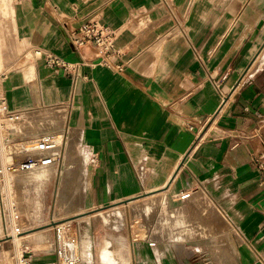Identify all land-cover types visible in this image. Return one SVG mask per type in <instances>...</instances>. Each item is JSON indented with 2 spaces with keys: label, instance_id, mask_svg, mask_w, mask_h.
Returning a JSON list of instances; mask_svg holds the SVG:
<instances>
[{
  "label": "crops",
  "instance_id": "obj_1",
  "mask_svg": "<svg viewBox=\"0 0 264 264\" xmlns=\"http://www.w3.org/2000/svg\"><path fill=\"white\" fill-rule=\"evenodd\" d=\"M93 13L116 31L123 72L73 46L70 31ZM36 49L79 64L77 76ZM0 68L9 109L53 111L54 130L81 135L91 208L166 185L174 205L196 197L145 236L132 229L125 254L105 239L96 259L87 240L80 264H264V0H0ZM33 264H56L54 252Z\"/></svg>",
  "mask_w": 264,
  "mask_h": 264
},
{
  "label": "rangeland",
  "instance_id": "obj_2",
  "mask_svg": "<svg viewBox=\"0 0 264 264\" xmlns=\"http://www.w3.org/2000/svg\"><path fill=\"white\" fill-rule=\"evenodd\" d=\"M50 113L46 117L31 118V116H26V119L15 126L16 132L37 134L54 130L56 124L61 125L63 120L55 118L53 111ZM80 145L82 146L81 135L71 128L67 137L64 138L61 165L41 170V172L43 170L49 172L48 179L40 180L38 178V174L41 173L39 170L4 177L0 185V243H6L3 247L0 245V256L5 257L2 264L5 262H7L6 264H22L25 250L34 254V257L38 253L54 252L58 244L57 231L54 230V226L76 219L65 226L67 227L66 231L80 238L85 254V242L92 239L94 258L96 259L99 257L101 243L105 239L111 240L113 248L121 250L125 254V247L120 242L124 240L125 244L129 243L132 229L136 236L143 237L146 235V227L157 220L163 222L168 220L169 222L170 214L174 213L173 209L180 210L179 207L198 208L194 200L196 194L193 195L195 198L193 197L194 199L185 205L172 204L171 197L168 195L167 200L159 199L151 210L144 208V198L130 200L129 204L128 202H118L103 208H91L88 205L87 197L90 160ZM62 171L66 172L64 181H61ZM162 189L166 190V188ZM152 193L154 192L144 194V197ZM163 200H166V203H163ZM4 210L8 214H20L21 234L15 235L10 229L7 231ZM96 211L100 214L94 215L93 213ZM85 214H89V216L81 217ZM199 218L196 216L195 220L197 221ZM115 219H118V223L125 225L119 227L109 225L116 223ZM226 220L223 216L213 215L214 224L220 225L223 229L227 228L228 221ZM50 226L51 228L44 231L45 239L42 242L33 237H23L25 239L16 237L25 236L32 231ZM226 234L229 237V233L226 232ZM225 237L223 235L222 239L224 240ZM28 255L24 254V256Z\"/></svg>",
  "mask_w": 264,
  "mask_h": 264
},
{
  "label": "built area",
  "instance_id": "obj_3",
  "mask_svg": "<svg viewBox=\"0 0 264 264\" xmlns=\"http://www.w3.org/2000/svg\"><path fill=\"white\" fill-rule=\"evenodd\" d=\"M116 31L107 25L98 14L89 15L80 25L70 31V39L77 50L92 46L97 53L98 63L116 72H123L125 65L114 62L113 59L120 55L116 45ZM35 54L43 57L46 63L63 72L77 76L79 64L71 63L53 53L36 49ZM25 57V53L23 54ZM10 68H0V185L5 176L22 172H34L48 167L61 165L64 132L49 130L42 133L16 132L15 126L26 119V112L9 109L6 98L2 95V85L7 79ZM222 96L225 94L220 91ZM259 168L264 173V162L260 161ZM264 186V177L261 181ZM191 191H184L178 195L180 200L190 198ZM6 229L15 235L22 233L21 217L18 213L8 214L4 210ZM58 244L54 250L56 264H80L86 261L87 255L83 252L80 238L69 234L67 227L55 225ZM155 245V242H151ZM29 254L24 256V254ZM22 264H33L34 254L25 250Z\"/></svg>",
  "mask_w": 264,
  "mask_h": 264
},
{
  "label": "bare ground",
  "instance_id": "obj_4",
  "mask_svg": "<svg viewBox=\"0 0 264 264\" xmlns=\"http://www.w3.org/2000/svg\"><path fill=\"white\" fill-rule=\"evenodd\" d=\"M65 128V127H64ZM64 130V129H63ZM71 130V128L69 129V126H68V130H67V132H65V135H64V137L66 138L67 137V134H68V132ZM45 169V168H44ZM40 172H41V170H39ZM35 172V171H34ZM66 172L65 171H62V179H61V181H64V178H65V174ZM33 174V173H32ZM60 174V173H59ZM50 177V175H49V172H47L46 170H43L41 173H39L38 174V178L40 179V180H45V179H48ZM26 178V177H25ZM9 179V178H8ZM25 180V179H24ZM23 180V181H24ZM9 181V180H8ZM157 181V180H156ZM161 182V181H160ZM165 182V181H164ZM161 191V193L160 194H158V195H156V196H146L143 200H144V208L145 209H147V210H151V208L153 207V205H155L156 203H157V201L159 200V199H161V198H164V199H166L167 200V192H168V188H166V190H164V189H162V190H160ZM193 195V194H192ZM144 197V196H143ZM63 200V199H62ZM166 200H163V203H166ZM166 207V206H165ZM100 214V212L99 213H96V214H94V215H99ZM87 215L88 214H85V215H83V216H81V217H87ZM81 217H79V218H81ZM78 218V219H79ZM77 220V219H76ZM76 220H70V221H67V222H65V223H63L62 225L63 226H67V224L68 223H70V222H73V221H76ZM116 223H118V219H115L114 220ZM49 228H51V226L50 227H47V228H45V229H41V230H37V231H32V232H30V233H28V234H26L25 236H16V237H18L19 239H25V238H23V237H26V238H31V237H33L35 240H37V241H40V242H42V240L43 239H45V233H44V231L46 230V229H49ZM113 253H114V251H113ZM113 255H116V254H113ZM120 256H121V254H120ZM114 257V256H113ZM118 257V256H117ZM116 258V257H115ZM121 258H123L122 260H123V262H125L126 261V259H124L125 257H121ZM117 259V258H116ZM119 259V258H118Z\"/></svg>",
  "mask_w": 264,
  "mask_h": 264
},
{
  "label": "water",
  "instance_id": "obj_5",
  "mask_svg": "<svg viewBox=\"0 0 264 264\" xmlns=\"http://www.w3.org/2000/svg\"><path fill=\"white\" fill-rule=\"evenodd\" d=\"M178 172V171H177ZM177 172L175 173V175L177 174ZM175 175H174V177H175ZM174 177H172V180H173V178ZM169 187V185H166V187L165 188H168ZM147 194V193H146ZM142 196H144V194H142V195H140V196H138L137 198H139V197H142ZM121 202H124V203H126V202H128V201H121Z\"/></svg>",
  "mask_w": 264,
  "mask_h": 264
}]
</instances>
